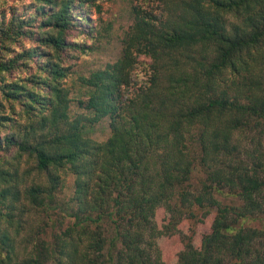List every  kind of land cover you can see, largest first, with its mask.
I'll return each instance as SVG.
<instances>
[{"label": "trees", "instance_id": "1", "mask_svg": "<svg viewBox=\"0 0 264 264\" xmlns=\"http://www.w3.org/2000/svg\"><path fill=\"white\" fill-rule=\"evenodd\" d=\"M156 1L74 96L94 47L72 34L94 38L100 6L0 3V264H264L245 226L264 218V0ZM69 176L70 223L48 234Z\"/></svg>", "mask_w": 264, "mask_h": 264}, {"label": "rangeland", "instance_id": "2", "mask_svg": "<svg viewBox=\"0 0 264 264\" xmlns=\"http://www.w3.org/2000/svg\"><path fill=\"white\" fill-rule=\"evenodd\" d=\"M4 2L6 5L18 4L19 0H0V3ZM156 0H95L94 3L100 6V13L95 8H92L91 18L93 19L94 25H97L96 33L94 38L85 39L84 36L78 35L73 32L72 38H76L81 43L92 45L94 50L89 52L88 55H80L78 59L72 60V71L75 74L73 79H69L68 85L72 87L71 92L74 96V92L78 91L79 83L76 75L88 76L92 71L102 68L106 63L115 62L121 53L122 40L125 33L133 23V17L131 13V7L133 5H140L142 7L149 8V6H155ZM142 63L146 60L143 58L139 59ZM134 84L140 85L146 80L144 68L142 64H138V67L133 74ZM110 136L109 120L104 119L95 126L89 137L96 142L106 141ZM244 158V154L242 156ZM203 178L202 174H194L191 181L189 182L191 190H198L200 188V181ZM69 184L68 188H62L57 192L58 208L50 210L51 220L49 227L46 229L47 233L63 230L70 223V218L65 212L60 210V206L64 207L65 202L71 195L72 189L71 184L73 177H67ZM219 200L223 203H229V199H224L218 196ZM41 210H39L40 212ZM209 215L204 212L196 210L195 219L188 221L191 226H202L201 231L205 232L209 228ZM39 221L45 220V215L40 212L38 218ZM199 221V222H197ZM54 224V226L50 224ZM43 224V223H41ZM245 226L262 230L264 232V218L249 220L245 223ZM177 248L179 246L176 245Z\"/></svg>", "mask_w": 264, "mask_h": 264}]
</instances>
